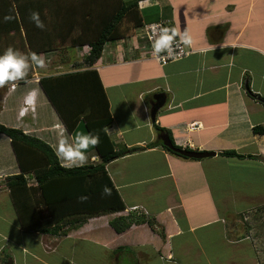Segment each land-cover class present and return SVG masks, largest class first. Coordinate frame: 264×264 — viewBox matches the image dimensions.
Segmentation results:
<instances>
[{"label":"crops","instance_id":"obj_1","mask_svg":"<svg viewBox=\"0 0 264 264\" xmlns=\"http://www.w3.org/2000/svg\"><path fill=\"white\" fill-rule=\"evenodd\" d=\"M123 1L137 2L143 24L164 22L179 32L187 30L194 41L189 49L209 50L192 51L161 66L141 58L144 48L137 29L104 45L91 69L109 104L112 123L106 132L117 150L139 149L106 165L125 209L90 218L66 235L21 230L3 185L19 168L9 138L0 134V264H54L46 257L65 264L64 246L70 264L77 245L87 247L80 256H88L92 264H264L254 225L264 217V104L259 100L264 99V0ZM22 3L29 12L24 13L26 24H34L29 17L38 2ZM57 7L63 17L69 1ZM49 19L47 23H61ZM62 33L56 39L68 34ZM31 35L54 37L48 32ZM86 51V46L66 44L38 53L45 68L34 67L30 78L14 89L0 88V124L52 149L61 133L69 143L76 134H87L83 120L73 132L66 130L39 85L42 77L82 67ZM32 89L38 91L35 110L21 116ZM158 94L164 102L152 121L150 110ZM193 122L199 128L189 130ZM165 135L179 148L215 155L198 160L172 155L161 146ZM230 151L253 158L220 155ZM86 155L87 165L99 163L95 149ZM129 214L154 221L156 231L147 223L121 233L113 230L110 221Z\"/></svg>","mask_w":264,"mask_h":264},{"label":"trees","instance_id":"obj_2","mask_svg":"<svg viewBox=\"0 0 264 264\" xmlns=\"http://www.w3.org/2000/svg\"><path fill=\"white\" fill-rule=\"evenodd\" d=\"M24 1L26 0H22ZM36 1L38 7L33 11L40 14V19L45 24L43 30L35 24H26L24 13L29 12L24 9L27 5L24 7L20 0H0V55L9 47L23 53H40L59 49L66 44L79 48L86 46L87 55L82 67L57 76L42 77L39 79V85L69 133L73 132L79 120H83L86 133L99 135L100 144L93 149L100 161L80 168L65 169L60 166L50 145L24 134L19 129L0 124V134L9 138L19 168V173L7 176L3 185L9 191L23 232L63 236L74 226H80L90 218L125 209L108 175L106 165L139 148L117 150L105 131L112 123L109 104L99 76L91 67L100 59L107 42L125 39L145 24L135 1ZM62 1H69L70 4V7L63 11V17L57 7ZM6 15H12L14 19L5 22ZM45 17L48 19H44ZM51 17L57 18L61 23H47ZM64 31L68 33L64 39H56L59 33L62 35ZM37 32L52 33L54 37L32 38L31 33ZM140 42L142 43V40H139ZM141 45L143 48L147 46ZM157 130L164 132L162 129ZM253 130L259 133L256 128ZM169 139L173 143L172 139ZM161 146L172 155L188 159L162 144ZM220 155L238 159L253 158L231 151ZM29 180H32V183H29ZM105 186L111 189V195H103ZM81 197L87 199L81 201ZM141 223H147L156 231L154 221L144 219L140 215L118 217L110 221V226L117 233H121L133 224ZM255 227L261 240L257 248L261 250V260L264 261L263 216L256 221ZM160 235L162 236V233Z\"/></svg>","mask_w":264,"mask_h":264},{"label":"clouds","instance_id":"obj_3","mask_svg":"<svg viewBox=\"0 0 264 264\" xmlns=\"http://www.w3.org/2000/svg\"><path fill=\"white\" fill-rule=\"evenodd\" d=\"M30 20L35 24L37 28L43 30L45 24L40 19L38 12L30 13ZM14 19L12 15H6L4 17L5 22H10ZM177 39L179 42L189 48L193 45L192 34L185 30L179 32L175 29L162 28L159 33L153 38L152 52L153 57L161 62H166L167 59H175L177 51L175 44ZM236 47V45H232ZM209 49L201 47L192 49L193 52L204 54ZM264 55V51L261 52ZM45 68V58L36 53H23L19 50L11 47L7 48L2 55H0V88L11 86L14 89L21 81H27L29 71L33 68ZM38 97V91L36 89L30 90L25 96V105L20 112L21 116H24L29 109L35 110ZM105 131H108L106 129ZM100 144L99 135L92 133H78L74 136L73 142L69 143L68 138L61 133L58 138V142L53 146V152L60 163V166L65 169H73L84 167L88 163V156L86 153L90 148L98 147ZM103 195H111V189L107 186L104 187ZM81 201L87 199V197H81Z\"/></svg>","mask_w":264,"mask_h":264},{"label":"built area","instance_id":"obj_4","mask_svg":"<svg viewBox=\"0 0 264 264\" xmlns=\"http://www.w3.org/2000/svg\"><path fill=\"white\" fill-rule=\"evenodd\" d=\"M162 28H169L167 24L164 22H158V23H150V24H145L143 27L139 30V39L142 40V44H146L147 46L143 49V53L141 55V58L144 60H152L156 62L157 64L164 66L170 62L178 61L181 60L187 56H189L192 52L189 47H186L182 45L179 40L177 39L175 48L177 51V56L175 59H167L166 62H161L153 57V52H152V43H153V38L156 34L159 33L160 29ZM187 128L189 130H194L199 128V125H197V122H193L191 124L187 125Z\"/></svg>","mask_w":264,"mask_h":264},{"label":"water","instance_id":"obj_5","mask_svg":"<svg viewBox=\"0 0 264 264\" xmlns=\"http://www.w3.org/2000/svg\"><path fill=\"white\" fill-rule=\"evenodd\" d=\"M154 102L155 104L151 107L150 110V115H151V120L154 121L155 115L157 113V111L159 110L160 107L163 106V98L160 94L155 95L154 97ZM261 103L264 104V99H259ZM162 142L163 145L166 146L169 150L183 156L189 159H204V158H208V157H212L215 155V153L213 152H199V151H191V150H187L185 148H179L177 146H174L173 143L171 142V140L169 139V137L167 135L162 137ZM7 264H11V263H7Z\"/></svg>","mask_w":264,"mask_h":264},{"label":"rangeland","instance_id":"obj_6","mask_svg":"<svg viewBox=\"0 0 264 264\" xmlns=\"http://www.w3.org/2000/svg\"><path fill=\"white\" fill-rule=\"evenodd\" d=\"M82 48H83V47H82ZM71 52H72V50H71ZM10 88H12V87L10 86ZM29 183H32V181L29 180ZM5 199H6V207H7V209H10L11 206H12V205H10V200L8 199V197L5 198ZM14 219H15V221H16V216H15V215H14ZM254 225H255V224H254ZM248 227H249V226H248ZM77 228H78V226H77V227L74 226L72 229L74 230V229H77ZM247 230H248V229H246V233H247ZM30 236H31V235H30ZM51 236H56V235H51ZM37 244H38V242L35 244V246H32V247L35 248V247L37 246ZM39 244H41V243H40V240H39ZM63 250H64V256H65L64 262H65V264H67L68 255H67V253H66V246L63 247ZM86 250H87V247L82 246V245H77V247L75 248V251H76V256L74 257L75 260H72V262H71V260H70V264H73L74 262H76V264H92V263L90 262V259H89L88 256H80L81 254L85 253ZM6 253H7V254L10 253L9 248H7ZM44 259H45V261L48 262V263H54V264L56 263V259L53 258V257H46V258H44ZM108 261H109V260H108ZM109 264H110V263H109Z\"/></svg>","mask_w":264,"mask_h":264}]
</instances>
